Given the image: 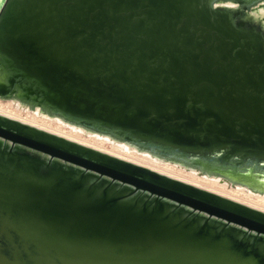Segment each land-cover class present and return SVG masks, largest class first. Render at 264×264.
Returning a JSON list of instances; mask_svg holds the SVG:
<instances>
[{"label":"water","instance_id":"1","mask_svg":"<svg viewBox=\"0 0 264 264\" xmlns=\"http://www.w3.org/2000/svg\"><path fill=\"white\" fill-rule=\"evenodd\" d=\"M214 1L3 0L0 55L140 148L264 161L262 47ZM5 117L0 264H264L263 211Z\"/></svg>","mask_w":264,"mask_h":264},{"label":"rangeland","instance_id":"2","mask_svg":"<svg viewBox=\"0 0 264 264\" xmlns=\"http://www.w3.org/2000/svg\"><path fill=\"white\" fill-rule=\"evenodd\" d=\"M252 1H254L253 5L256 6V3H258L257 2L258 0H252ZM260 1H262V0H260ZM244 2H249V0H244ZM262 5H264V3ZM246 19L250 23H252L251 20L249 19V16L246 17ZM246 24H248V23L246 22ZM256 28H260V27L256 26ZM262 31H264V29ZM2 56L3 55H0V66H1L0 67V95H2L4 98H6L7 96L16 95L25 101H29L30 104H34V103L40 104L46 110H48L52 113H60L61 115H63L67 119H69L70 121L77 122L80 124H84L85 126L91 128V129H94V130L96 129L100 132L110 133L113 136L114 135L117 137L119 136L120 138H123L126 141L129 140V142H132V143L134 142L137 146H138V144H141L142 140H140V139L138 140V137L132 136L126 130L118 129V128H108V127L103 125L104 122H102V121H96V120L92 121L89 119L78 118V117H74L71 115H69V116L64 115V113H61V111L59 109H57V108L55 109V107H52L51 103L49 101H47L48 99L46 97V88L43 87L41 84L39 85L40 82L37 79H35L33 77L27 78L25 73H22L21 70H16L15 67L10 65L9 61H7L6 58H4ZM0 108H1L0 112H2L4 114H9L10 116H17V117H23V118L25 117L24 119L27 118L29 120L35 119L36 121L38 120L37 122H39V123H44V124L47 123V125L50 127L53 126L55 129L58 128L62 131H66L70 134H73V135L81 138L82 140H86L88 142L91 141L93 143H96V144L102 146L104 149H107L109 151H114L115 153H118L121 155L127 154V155H130V156L135 157V158L137 157V159H140V160L142 159L143 161H146L150 164H154V165L156 164V166H159V167H163V165H164V164L156 163L153 160L147 158L146 156L139 155L138 153L121 150L119 147H117L116 145H114L113 143H111L109 141L99 139L95 136L85 135L79 131L72 130L68 126H63L62 124L59 125L56 123L57 121L55 122V121H52V120H49L46 118H45L46 120L41 119L42 117L31 113L29 110L17 108L14 105V103L11 101L2 100L0 98ZM42 121H44V122H42ZM114 130H116V131H114ZM108 131H110V132H108ZM142 143H144V142H142ZM210 143H211V146L217 147L216 144H214L213 142H210ZM148 144L152 145L151 147L148 146V148L150 147L151 151H154L155 153H158L161 156L166 157L168 159L182 160V161L190 163L194 166H197L198 168L203 167V168H208V169L213 170V171L219 170V171L223 172V173H221L222 175H226L228 177L231 176L232 178H236L238 180H241V181H244L247 183H251V184H254V185L259 186V187H264V161L263 160L262 161L257 160L256 158H252V160H247V158L241 159L240 157H238L237 158L238 160L237 159H235V160L230 159V161H226V160H229L226 158V160L223 161L222 159L218 160V158H214V157H210V156H203V155H199V154L193 155V154H190L189 152L186 153V152L181 151V150L178 151V149L174 148L171 145H165V144L162 145L161 143L157 144V142H153V141H151ZM158 146H160V147H158ZM162 146H164V147L166 146V147L164 148ZM201 147L204 148V146H201ZM153 148H154V150H153ZM203 148H201V149L203 150ZM170 153H172V155ZM219 156H221V154L218 155V157ZM224 162H226V163H224ZM169 168L172 171L175 170L176 172L175 171L174 172L177 174H179L181 172L179 175H181V176L184 175L182 177H184L186 179L187 178H192V179L195 178L196 180L201 182L203 185L206 184L205 185L206 187H209V188L214 187V188H217V189L222 190V191L224 190V191L228 192V194L230 193V194H234L237 196L239 195V197L241 199H243L245 203H249L250 205H253V206L255 204L260 203V205L264 207L263 196L260 197V195L251 194V193H249L245 190H242V189L232 188V187L227 186L226 184H223V183H220L218 181H214V180H211L208 178H204V177L201 178V176H197L196 174L190 173V172L185 171L183 169H180L178 167H176V168L175 167H173V168L169 167ZM198 177H199V179H198ZM258 198H260V199H258ZM261 200H262V203H261Z\"/></svg>","mask_w":264,"mask_h":264},{"label":"bare ground","instance_id":"3","mask_svg":"<svg viewBox=\"0 0 264 264\" xmlns=\"http://www.w3.org/2000/svg\"><path fill=\"white\" fill-rule=\"evenodd\" d=\"M3 2V0H2ZM226 2H229V3H232L234 4L235 6H238V3L235 1V0H215L214 1V4L215 5H220V6H223L224 7V4ZM242 2V1H241ZM250 2V1H249ZM264 3V0H262L261 4L258 3L255 8H258V9H261L262 11H264V5H262ZM2 3H0V6H1ZM230 15V14H229ZM233 17V16H232ZM243 29V28H242ZM248 31V30H246ZM259 35V34H258ZM257 35V36H258ZM255 41V40H254ZM257 44V43H256ZM258 47V46H257ZM1 67V66H0ZM2 71V70H1ZM16 71V70H15ZM14 72V71H13ZM12 73V72H11ZM12 75V74H11ZM20 78V77H19ZM33 79V78H32ZM21 80V79H20ZM26 82V81H25ZM9 83V82H8ZM27 83V82H26ZM23 84V83H22ZM35 84V83H34ZM40 85V83H39ZM16 86V85H15ZM22 86V85H21ZM11 87V86H10ZM5 91V90H4ZM33 91V90H32ZM25 92V91H24ZM13 94V93H12ZM0 98L2 100H7V101H11L14 103V105L17 107V108H21V109H24V110H29L31 113L33 114H36L37 116H40L42 117L41 119H49V120H52V121H57L56 123L57 124H62L63 126H68L70 127L72 130H75V131H79L85 135H88V136H95L99 139H102V140H105V141H109L111 143H113L114 145H116L117 147H119L121 150H124V151H129V152H135V153H138L139 155H143V156H146L147 158L153 160L154 162L156 163H159V164H164L163 167H159V166H156V164H150L146 161H143L142 159H137V157H132L130 155H121V154H118V153H115L114 151H109L107 149H104L102 146L96 144V143H93V142H88L86 140H82L81 138L73 135V134H70L66 131H62L58 128H54L53 126L50 127L44 123H39L37 122L35 119L34 120H29V119H24L23 117H17V116H10L9 114H4L2 112H0V116L1 117H10L12 119H15L16 121L18 122H21V123H25L27 125H30V126H33L35 127L36 129H40V130H44L48 133H52L54 135H57V136H60V137H63L67 140H70V141H73L77 144H80V145H84V146H87V147H90L92 149H95L97 151H101V152H104V153H108L110 155H114L115 157H118V158H121V159H124V160H127V161H130L132 163H136V164H139V165H142V166H145L147 168H150L152 170H155L159 173H162V174H165L169 177H173V178H176V179H179V180H182V181H185L186 183H190V184H193L195 186H198V187H201L203 189H207L209 191H213L215 193H218L220 195H223V196H226L230 199H233L235 201H238L240 203H243L245 205H248L252 208H255V209H258L260 211H263L264 212V207L259 204H255L254 206L253 205H250L249 203H245L243 199H241L239 197V195H234V194H228V192L226 191H222V190H219L217 188H209V187H206L205 185L206 184H202L201 182H199L198 180H196L195 178H184L182 176L184 175H179L177 173H175L174 171L170 170L169 167L173 168V167H178L180 169H183L185 171H188L190 173H193V174H196L197 176H201L204 177V178H208V179H211V180H214V181H218L220 183H223V184H226L227 186L229 187H232V188H238V189H242V190H245L251 194H256V195H260V197L263 196V199H264V187H259V186H256L254 184H251V183H247V182H244V181H241V180H234V179H228L227 177H225L224 175H222L220 171H213V170H208V171H200L199 168L197 166H194L190 163H187L185 161H182V160H178V159H168L166 157H163L157 153H154L152 152L151 150L149 149H146V148H140L139 146H137L135 143H132V142H129L124 140L123 138H120L119 136H113L111 135L110 133H105V132H100L98 130H94V129H91L87 126H85L84 124H80V123H77V122H73V121H70L69 119H67L66 117H64L63 115H61L60 113H52L48 110H46L43 106H41L40 104H30L29 101H25L23 100L22 98L16 96V95H12V96H7L6 98H4L2 95H0ZM8 98V99H7ZM38 98V97H37ZM48 101V100H47ZM1 109V108H0ZM56 109V108H55ZM62 113V112H61ZM6 118V117H5ZM46 118V119H45ZM85 119V118H84ZM40 121V120H39ZM86 121V120H85ZM93 121V120H92ZM41 122V121H40ZM44 122V121H42ZM90 122V121H89ZM93 124V123H92ZM101 124V123H100ZM102 129V128H101ZM100 130V129H99ZM116 131V130H114ZM110 132V131H108ZM8 142H10V140L8 139ZM158 144V143H157ZM26 147V150L30 151V152H34V153H43V152H40L39 150H36V149H33V148H30L28 146H24ZM154 147V146H153ZM157 147V146H156ZM160 147V146H158ZM164 147V146H162ZM166 147V146H165ZM164 147V148H165ZM169 147V146H168ZM150 148V147H149ZM155 148V147H154ZM153 148V150H154ZM172 148V147H171ZM170 148V149H171ZM156 150V149H155ZM158 150V149H157ZM165 151V150H164ZM179 151V150H178ZM172 155V153H170ZM47 155V154H46ZM166 155V154H165ZM186 155V154H185ZM194 155V154H193ZM198 155V154H197ZM145 158V157H144ZM186 158V157H185ZM195 158V157H194ZM202 158V157H201ZM238 160V159H237ZM196 161V160H195ZM198 161V160H197ZM203 161V160H202ZM214 161V160H213ZM200 162V161H199ZM205 162V161H204ZM211 162V161H210ZM221 163V162H220ZM226 163V162H224ZM196 164V163H195ZM214 164V163H213ZM237 164V163H236ZM208 165V164H207ZM165 166V167H164ZM218 169V168H217ZM246 169V168H245ZM263 169V168H262ZM233 170V169H232ZM240 170V169H239ZM234 173V172H233ZM245 175V174H244ZM262 175V174H261ZM235 176V175H234ZM238 176V175H237ZM199 179V177H198ZM258 179V178H257ZM244 180V179H243ZM248 181V180H247ZM263 181V180H262ZM254 182V181H253ZM261 182V181H260ZM214 185V184H213ZM250 194V195H251ZM260 199V198H258ZM261 203H262V200H261ZM264 205V204H263Z\"/></svg>","mask_w":264,"mask_h":264},{"label":"flooded vegetation","instance_id":"4","mask_svg":"<svg viewBox=\"0 0 264 264\" xmlns=\"http://www.w3.org/2000/svg\"><path fill=\"white\" fill-rule=\"evenodd\" d=\"M235 1L238 3V6H235L233 8V10H231V11L228 12L230 14L229 15L230 20L242 32L243 31L245 32L246 30H248L246 32H250V34H251L250 36L252 38L251 40H253V41L255 40V42L257 44H260L261 45L262 52L260 53L261 55H259L260 56V59H261V63L259 65L264 70V55H263V53H264V31H262L263 29L256 28V26H258L257 24L255 25L253 23H250L246 19V17L249 16L248 15L249 8H250V6H252L254 4V2H251L252 0L251 1L249 0L250 2H244V0H235ZM218 9L224 10V7L223 6H220ZM246 22L248 24H246Z\"/></svg>","mask_w":264,"mask_h":264},{"label":"clouds","instance_id":"5","mask_svg":"<svg viewBox=\"0 0 264 264\" xmlns=\"http://www.w3.org/2000/svg\"><path fill=\"white\" fill-rule=\"evenodd\" d=\"M0 3H2V0H0ZM214 7H217V5H214ZM224 7L233 8L235 7V5L232 3L226 2L224 4ZM248 15L252 23L257 24L261 29H264V11H262L261 9L255 8V6L252 5L250 6Z\"/></svg>","mask_w":264,"mask_h":264}]
</instances>
